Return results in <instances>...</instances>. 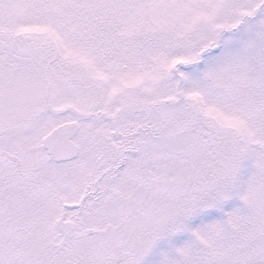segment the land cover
I'll use <instances>...</instances> for the list:
<instances>
[{"label":"snow or ice","instance_id":"1","mask_svg":"<svg viewBox=\"0 0 264 264\" xmlns=\"http://www.w3.org/2000/svg\"><path fill=\"white\" fill-rule=\"evenodd\" d=\"M0 264H264V0H0Z\"/></svg>","mask_w":264,"mask_h":264}]
</instances>
